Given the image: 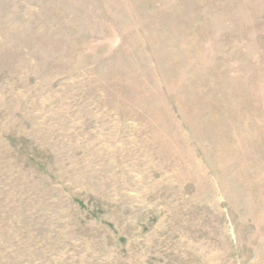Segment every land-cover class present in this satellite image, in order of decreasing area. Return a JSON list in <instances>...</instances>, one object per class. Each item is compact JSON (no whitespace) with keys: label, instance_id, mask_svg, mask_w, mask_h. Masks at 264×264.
Wrapping results in <instances>:
<instances>
[{"label":"rangeland","instance_id":"1","mask_svg":"<svg viewBox=\"0 0 264 264\" xmlns=\"http://www.w3.org/2000/svg\"><path fill=\"white\" fill-rule=\"evenodd\" d=\"M0 264H264V0H0Z\"/></svg>","mask_w":264,"mask_h":264}]
</instances>
